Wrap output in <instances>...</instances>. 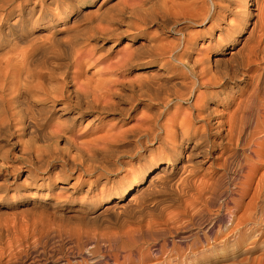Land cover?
<instances>
[{"label": "bare ground", "instance_id": "bare-ground-1", "mask_svg": "<svg viewBox=\"0 0 264 264\" xmlns=\"http://www.w3.org/2000/svg\"><path fill=\"white\" fill-rule=\"evenodd\" d=\"M69 1H71V0H69ZM141 1H143V0H134L132 3L128 2L129 4H131V6H129L128 3L124 4V5H127L128 8L130 7L129 11H131V13H134V10L136 8H138L137 6H139L138 4H140ZM161 1H162V5L159 3L161 5V12H158V11H154V12H158L159 14L161 13L162 15H161V17L159 16V19L161 18L168 25H171L172 23L177 22V20H179V19H182V21L187 20L189 23H194V24L199 22V21H202V23L207 21V23L209 22V24L206 25L207 27H206V31L204 32V34H202V35L198 34V37H196L197 35L194 34V32L193 33H191V32L187 33L188 32L187 31L185 33L184 30H182L183 28L180 29V27H181L180 26L179 29L177 28L178 31H176L177 33L180 34L179 37L176 36L179 40L178 43H176L172 46H170L169 44H167V46L166 45L162 46L161 48H159V51L156 49H155L156 51L155 50H153L151 52L146 51L148 53V54H146L147 57H150V60H148V63H156L157 62V64H158L157 68H156L157 70L161 69V68L165 69V68H168L169 66H172V65H174V67L175 66H179V67L185 66L188 69V74H189V75L183 74L182 68H181L182 74L181 75L179 74L180 75L179 79L176 80V82H174V83L172 82L173 84H172V86H170L171 90L169 92H166L165 95H164V92L162 90V92H163V93H161L162 97L161 98H160V96H158L159 98L157 97L158 102H156V101L155 102L159 106H156V110H154V111L149 109V106H151L150 105L151 103L146 102V101H141L139 103V102H137L138 100L137 101L135 100V102H130L128 104V106H125V110H123V109L121 110L120 108L122 106H120V107L118 106L119 105L118 104L119 99H121L122 97H124V99H125L126 98L125 96L128 93L131 96L130 92L133 94H135L136 92H138L139 94H142V93H146V91H149L151 89H152L151 91H153L154 84H155V82H153L154 73L153 74L147 73V75H145V74H140L141 73L140 72L139 74L136 73V75L133 74V76L131 78H129V77L126 78V76L124 77V74H123V72H125L126 70H130L134 66H137V65L140 66V65L144 64V63H138V62L142 61V58H140V57H142L141 54L145 53L144 49H145L146 45L148 46V45H151L153 43V41H154L153 38H149V39L147 38L148 40H147V43L145 42V44H143V42H140L138 44V46L135 45V47H132L128 50L127 49L126 50L123 49V51L121 50L122 53L120 56V60L117 62V65H116V67H117L116 69L120 70L121 75L119 74L120 77L117 76L118 77L117 79H116V77H114L115 80H113L111 82V84H104L106 86L103 87L104 90L102 93L100 92L99 89H96L98 87H94V88L91 87V88H93L91 90H89L87 87H85L84 89H81L80 86L78 85L81 83V80H79L80 83L76 82V78H78V77H77V74L75 73L76 71L74 72L75 69L73 68L74 69V70H72L73 73L69 74L64 68V66L66 64L65 61H64L65 64L64 63L60 64L61 62H59V64H58L57 61L54 63L55 59L54 60L51 59V60H53V61H51L48 58V62L46 63V65H43L42 67H37V66H39L38 62H37L38 61L37 54L39 53L38 48L41 47L42 44H41V46L40 45L37 46V41H35L36 36L32 35L33 32L27 30L28 25L25 23L26 17L33 16V10H35L34 7H32V6L30 7L29 5H27L25 0L23 2L18 1L16 3L15 7L12 6L11 0H6L2 4H0V17H1V15H3V33H0V48H3V53L0 52V142L3 141L2 142L3 145H1V147L2 146L7 147L6 145H10V146L19 145L20 146L22 136L28 135L30 137L36 138L35 136L37 134H40V133H41L40 135L43 136L41 138V140H43L44 142H47V143L49 141L57 142L58 140H61L62 143L66 146V153L63 152V155H62L63 160L66 162H69L70 166L72 168L78 167L79 171L76 174V178L73 182L70 183L68 181L66 185L58 184L57 186L60 188V190L66 189V190H69V192H73L77 188H80V189L84 188L83 187V185H84L85 186L84 190H85V192L88 193V191H92V188H94V187H92V185L94 184V186H96L97 185L96 182L99 181L98 179L103 178V181H101V183H100L101 184L100 190H102V195H100L99 201H102L104 199L105 200L108 199V197L110 195H116L117 199H119V198L121 199L125 195V193L130 192L131 194L129 195L128 200L123 205H122V203L119 204L118 203L119 201H116L117 200L116 199L113 202V204L105 205V207L99 213L104 214L107 212H115V211L119 210L122 214L134 213L136 215L138 213L139 214L138 217H141L140 214L143 215L145 209L147 211H149L148 214L150 215L151 209H153L152 207L157 206V205L153 204L152 196L154 195V193L161 191V189H164V188L170 189L172 196H174V198H175V199L173 198L174 201L176 200L179 203L182 202V205L184 204L183 206L185 207V210L188 209L187 208L188 206L195 207V205L197 204L196 200L198 198L202 197V194L204 192L209 193V196L211 195L210 196L211 198H209L207 200V203L211 204L213 199H214L213 196L220 192V191L217 192V190L219 189L220 185H222V184H220V180L218 178L216 180L210 181V182L207 180L204 181V179H203V182L199 181V179L201 177L198 180L195 179L194 178V176H196L195 172H197L195 170H197L198 166H200L202 163H205L206 161H208L209 158H211V160H212L209 162V164H213L214 160H216L219 157L218 153L215 155L213 154L214 148H212V144H215L217 147L221 148L223 146L224 142L228 143V142H232L235 140H236V142H239L242 139L241 141H243V143L246 142L247 147H248L249 152L247 155V159L242 165H240L239 172L237 173L238 183H237V185H235V189H233L232 192L230 193V195H228V197L225 198V207L230 208L232 210L231 216L233 217L232 219L234 221L233 228L229 231V232H231V234L230 235L228 233L226 234V231L222 230L220 225L219 226L217 225L218 227H217V231H215L216 233H214V235L212 237L208 236V239L204 238L207 243H208L210 238L212 239V242H211L212 244H209L211 246H208V247L204 246V247H206V249L205 248L204 249L210 251L212 248H215L218 246L221 250H226L227 248L231 247L232 249H236L238 251L241 250L242 252H248V251H251V249H253V248L264 247V239L262 241L258 242L261 234L263 233L262 230L259 229L260 231H256L255 233L253 231L251 233L252 236H249V232H248L250 229L249 225H251L252 223H254V224L255 223H261V222L264 223V209H263L264 204H262L261 203L262 201H260L261 198H264V174L261 175L256 180V182L253 186L256 168L264 165V155H263L264 141H262L261 140L262 138L260 139L259 135H258V134L264 132V63H263V67H260L259 71L257 69H254L255 66L257 68V66L259 65L260 60L262 62H264V55L262 57L263 60H262L261 56L259 55L260 50H262L264 52V44L261 47L262 42L264 41V34H261L260 36H257V37L254 35V29L257 26L256 21H254L249 33L247 34L245 39L242 40L243 42H242L241 46L238 47L236 50L231 51L230 55H231L233 60L231 62L228 61L231 64H224L223 65L224 61L222 62V60H220L219 58L211 59V57L209 56V53L207 54V51L209 50L210 47L219 48L222 51L224 49L225 44H226V46L231 45V43L233 45L234 38L232 37L231 34L237 31L238 25L233 23V21H231V20L233 18H236V19H238L237 20L238 22L242 23V24H240L237 22L239 25L245 26L247 24V22H248L247 18L251 14V10L248 9V0H238V2H237L238 5L233 6V7L232 6L230 7V1H232V0H209L210 3L205 2V0H161ZM61 2H62V0H61ZM126 2L127 1H125V3ZM154 3H155V1H154ZM235 3H236V1H235ZM66 4H67V2H66ZM141 5H142V2H141ZM158 5H156V6L158 7ZM119 7L121 8V6H119ZM119 7H118V9H120ZM242 7H245L246 9L244 8L245 10H242L241 9ZM259 7H258V9H259ZM57 8H60L61 9L60 12L62 14H64L66 17H68V15L70 14V7H68V6L61 7L58 4ZM53 10H55V9H53ZM122 10H124V9H122ZM55 11H54V14H56ZM149 12H151V11H149ZM226 12H230L229 14L232 15V18L227 19V17H226L225 20H227V21L225 23L224 14ZM113 14L114 13H112V15H108V16H112V17L114 16L115 17L116 15H113ZM153 16H158V15H153ZM52 17H47V15L39 14L37 16V18L35 19L34 23L39 22V24L49 25L48 24L49 20L50 21L55 20V19H52ZM116 17L114 18V20H115V22H118L117 19H119V18H116ZM126 17H128V16H126ZM136 17H138V16H136ZM146 17L145 18L143 17V19H142L144 21V23H145V21H147V20H144V19H146ZM140 19H141V17H140ZM31 20H32L31 18L27 20V22H29V25H30ZM121 21H119V22H121ZM163 21H162V23H163ZM1 22H2V20L0 18V23ZM106 22H109V21L107 20ZM125 22H127V21H125ZM55 23H56V21H55ZM220 23H222V24L224 23V25H226L225 26L226 28H224L225 30L223 29V25H221ZM50 24H52V23L50 22ZM145 24H147V23H145ZM126 25L128 27H130L129 23ZM145 26L146 25H143V27H142V25H140V26L136 25V26L132 27V31L129 33L127 32L128 34L126 33L125 38L129 39L130 41H133L137 37V35L144 32ZM76 28H74V29H76ZM113 28H115L114 30H118L114 26H113ZM123 28H125V27H123ZM110 29H112V28H110ZM120 29H122V28H120ZM215 30L217 31L216 33H215ZM223 30L226 33H229V34L231 33L228 36L227 40H225V41H223L222 38L219 37L221 34V31H223ZM238 30H240V29H238ZM104 31H105V29H104ZM106 32H110V31L106 30L104 32V34ZM100 33H101V31H100ZM47 36H49V35H47ZM205 36H207V37L205 38ZM53 38H55V37L53 36L52 39ZM87 38H89V36ZM198 38L203 39L201 41V43L197 42ZM74 41L77 42L76 40H74ZM163 41H165V40H163ZM49 42L51 43V41H49ZM23 43L25 44V46L21 45ZM202 44H206L205 49H203L202 47H201V49H198V46L199 45L202 46ZM53 46H56V45L53 44ZM5 48H6V50H5ZM90 48H91V46H90ZM150 49H151V47H150ZM81 50H83V49H81ZM75 52L78 55H80L79 51L78 52L75 51ZM263 52H262V54H263ZM46 54H48V53H46ZM77 54H76V56H77V58H79ZM61 57H62V55H61ZM82 57L80 56V58H82ZM118 58H119V56H118ZM143 59H145V58H143ZM40 60H41V58H40ZM43 60H41V61H43ZM56 60H58V59H56ZM188 60H190V62H191L190 66H187ZM41 61L39 63H42ZM44 61H46V60H44ZM49 61H51V62H49ZM77 61L79 62V59ZM80 61H82V59H80ZM89 62H91V61H89ZM110 63H111V61H110ZM221 64L223 66H221ZM105 66H107V64H105ZM112 66H113V63H112ZM169 69H171V68H169ZM161 73H163V72H161ZM57 74L58 75L61 74L62 78H61V76H59V78H61V79H58ZM156 74H157V72H156ZM156 74H155V78H157L156 76L158 75V74L157 75ZM171 74H173V73H171ZM240 75H242L243 78L246 79L245 82L253 81L255 79L254 80L255 84L253 85L252 89L247 91L246 95L244 94L243 97L238 98L239 100H237L235 102L236 109L233 111L232 115L230 114L231 116H230V119L228 121V125L226 124L227 127L225 129V127L222 125L223 121H221V119H219L220 121L219 120L215 121V119L212 118V116H213L212 113H215L217 110L216 109H215L216 111L212 110L213 107H211V105H214L215 102H221L226 107H228L229 102L233 101V103H234V97H237L235 95V92L239 91L240 84L237 82H236V84L235 83L232 84L230 79L237 78V77L240 78ZM121 76H123V78ZM84 77H85V74H84ZM79 79H81V78H79ZM61 80H64V82L66 84H69L66 89L56 85V83L61 81ZM101 84H102V82H101ZM68 87H70V88H68ZM88 87H89V85H88ZM158 87H160V86H158ZM212 87H216V88L212 89ZM94 89H96L99 92V95L96 94L98 92H96V93L94 92L95 91ZM200 89H202L203 91H200ZM155 90L156 89H154V93H156ZM168 90H169V88H168ZM91 91H93V93H90ZM125 92H127V93H125ZM242 93H241V95H242ZM123 95H125V96H123ZM156 95L157 94H155V98H156ZM192 95H194V99H193L192 103L191 102L189 103L191 105H187V111L186 110L183 111L181 109V103L183 101L187 102L188 99ZM129 98L133 101L134 97H129ZM69 99H70V101L73 100V102L76 106V110L71 111V112H70V110L72 108H71V104L68 102ZM210 99H214L213 103L208 102ZM128 102H129V100H128ZM43 103L45 105L44 108L50 109L49 111L54 110V114L57 116L58 119L60 116L62 118H63V116H65L64 117L65 119L62 122H56V124H54V126L52 125L53 127L51 126V128L49 130L47 129L46 132H43L44 130L42 131V129H40L39 126L44 125L46 123L48 117H46L45 115L41 116V114H40V116H41L40 119L38 118L39 117L38 115L36 118L35 117L36 115L34 113L35 111H33L35 109L36 105L43 104ZM137 103H139L142 107H145L146 111L142 112V111H144L145 108L142 111H140V109H139L140 114L137 116L135 114L133 115L134 116L133 117L134 122L132 121V123L134 124L133 126L129 125L131 127H127V128L123 127L124 129L119 127L120 129L117 128L114 131H110L112 133L107 132L105 130V129H107V127H105V129H103L104 131H106V132H104L105 136L101 137L99 135L100 137L94 138L96 141L95 142L96 144L95 143L94 144L93 143L92 144L87 143V141L88 142L90 141L89 138H88L89 140H86V143L82 142L85 140L84 138H83L84 140L78 141V139H80L85 134H83V133L81 134V133L77 132V130H76L78 127L77 125L81 123L82 119L85 116L87 117V116L91 115L92 117L90 118V120L92 122L99 117L98 114H100V113L109 114V113L116 112L117 110L121 111L122 114L129 116L130 111L132 109L133 110L135 109ZM141 106H140V108H141ZM41 107L42 106H40V108ZM169 107H172L173 111H171V112L167 111V109H169ZM40 108H38V109H40ZM44 108H43V110L45 111ZM41 110L42 109H40L39 112L42 113L43 110L42 111ZM212 111H215V112H212ZM49 113H52V112H49ZM164 114L165 115L168 114V115L166 117L163 116L165 118L164 121L162 120L163 122L162 121L159 122L160 116L164 115ZM49 116H51V115H49ZM228 117H229V115H228ZM57 118H56V120H57ZM116 119H115V121H116ZM85 121H86V119H85ZM115 121H113V125H114ZM199 122L200 123L202 122L205 125H203L201 123V126H199L197 124ZM110 124L111 123H109V125ZM85 125H86V123H85ZM114 126H116V125H114ZM114 126L112 128H114ZM117 126H119V125H117ZM85 130H86V128H85ZM211 131H215L216 133H220V139H218V141H214L212 139H209L210 138L209 134ZM160 132H163L162 136L159 135ZM93 134H96V133L93 132ZM234 135L236 136L235 139H233ZM28 136H27V138H28ZM39 137H41V136H39ZM90 138H92V136H90ZM25 140H24V143H25ZM125 140L130 141V142L131 141L136 142L138 147H140V149H142V150L140 151V154H138L137 157H135L133 154L134 161H131L130 164L132 166L130 168V171L127 172L128 174H127V176H125V178H122V182L120 181L118 186L115 188L103 191L104 186L107 183H109V182L114 183L116 181V179H114V177H109L111 175L107 176L104 174L103 175L97 174V173H99V171H98L96 173L97 175L95 177L93 176L94 179L91 178L92 180H89V182L87 184H84L85 181L83 179V175L85 173L91 172L94 169V166H86L85 164H84L85 166H83L81 163H78L76 161L75 157L72 156V154L70 152H73V153L75 152V153L79 154L80 156H82L88 160V159H92L93 156L97 157L96 155L99 152H104V153L108 152L107 150H110V149H108V148H110L109 145H111L112 143L114 144V142H116V141L122 142ZM41 142H40V144L43 143V142L42 143ZM27 143H29V142H27ZM37 143L38 142H36V144ZM49 143H51V142H49ZM116 143H118V142H116ZM23 144L21 146H23ZM88 144H90V145H88ZM128 145H130V144H128ZM27 146H29V144ZM120 146H122V145H120ZM34 147H35V145H34ZM57 149H59L58 146H57ZM127 149H129V148H127ZM130 149H132V147H130ZM8 150H10V149H8ZM52 150H55V147ZM121 150H123V148ZM123 151L125 152L126 150L124 149ZM130 151H133V149L129 150V152ZM115 152H117V151H115ZM20 153H21V155L20 154L19 155L21 156V158H25L28 161H32V159H35L37 162H39V164L37 165V166H39L40 161L46 152L45 153L40 152V148L37 147V148H35L34 151H32L31 149H22L20 151ZM108 153H110V152H108ZM112 153H113V151H112ZM61 154H62V152H61ZM115 155H116V153H115ZM193 155H195L196 157L192 158ZM6 156H7V153H6ZM98 157H100V156H98ZM14 158H15V156H14ZM43 159H45V158H43ZM79 159L81 161L82 158L79 157ZM101 160H103V159H101ZM225 160H226V158H225ZM225 160H224V162H226ZM64 161H63V164L60 163V165L61 164L62 165L60 168L58 167L59 169L57 171H54L55 170L54 169L55 167H54L52 170H50V173L48 171H46L47 172L46 175L44 173L40 174V175L35 174L34 178L37 175L39 178L46 180L47 184L51 187V185L54 184L53 179L57 178V177H61L64 174L65 170L63 171V169L66 167ZM50 163H51V161H50ZM105 163H107V162L105 161ZM105 163H103V165ZM87 164H88V162H87ZM112 164H114V163H112ZM127 164H129V163H127ZM106 166L109 167V165H106ZM10 168H11L12 172L16 171V169L14 167L10 166ZM97 168H98V166H97ZM69 169L71 170V168H69ZM110 170H108V171H110ZM114 170H116L115 167H114ZM173 170L176 173L175 179L173 177V179L167 180V179L161 177V176L165 177L164 176L165 174L168 175L169 173H172ZM11 171H9V173ZM34 171H35V169H34ZM42 171H44V170L42 169ZM112 172H114V171L112 170ZM151 172H154V173H152V175H148V176H150V178L147 181V179H146L147 175L146 174L151 173ZM202 173H204V172H202ZM66 176H68V175H66ZM30 177H31V170H28V171H26V175L24 178L26 180L27 179L30 180L29 179ZM196 178H198V177H196ZM26 180H25V182H26ZM32 180H33V178H32ZM64 180H67V179L64 178ZM145 180L147 181V183L145 185H143ZM25 182H24V184H25ZM26 183H28V182H26ZM16 188L17 187L14 186L13 189H16ZM3 190H5V189H3ZM224 193H222V194H224ZM160 196H161V194H160ZM247 196H249V198H248L249 200L244 202V204H243L242 199L247 197ZM156 199L158 200V198H156ZM156 199H155V202H156ZM188 199H190V201ZM159 200H160V198H159ZM170 201H172V200H170ZM161 202H162V200H161ZM159 203H160V201H159ZM159 203H156V204H159ZM161 205H163V204L161 203ZM229 205H231V206H229ZM205 207H209V205H205ZM241 207H243L244 211L242 214L237 215L239 213ZM148 208H149V210H148ZM157 208H159V207L157 206L153 210L155 211V209H157ZM161 209H163V208H161ZM193 209L190 208V210H193ZM147 211H146V213H147ZM159 211H157V213ZM161 212L163 213V210ZM116 213H118V212H116ZM154 213H156V212H154ZM171 214L173 215V213H171ZM178 214L176 212V215H178ZM197 214H198V212H197ZM110 215L112 216L113 214H110ZM144 215H145L144 216V220H145L147 214H144ZM149 215H147V218L149 217ZM168 215H170V214H168ZM98 216H101V215H98ZM115 216H113V218ZM173 216H175V214ZM173 216L172 217L168 216L169 218L168 217H166V218H168L170 221V218H173ZM198 216H200V215H198ZM136 217H137V215H136ZM151 217H153V216H150L146 222L147 225H150V226H151V224L157 223L155 221L156 219H154L155 217H153V219ZM156 217H157V215H156ZM161 217H162V215H161ZM175 217H177V216H175ZM101 218L103 219L102 216H101ZM169 221H167V219H166V222H169ZM171 222H172V220H171ZM213 225L214 224H212L210 226V228H212ZM171 227H170V229H171ZM207 227H208V225H207ZM138 228H136V229H138ZM150 228L143 230L144 233L145 232H146V234L147 233H150V234L153 233L152 232L153 230ZM138 230L140 231V229H138ZM138 230H137V232H138ZM143 231L141 234L139 233V235H142ZM135 237H138V236H135ZM123 238H124V236H123ZM132 238H134V237H132ZM138 238H140V237H138ZM197 238H198V236H197ZM250 238H254V239L253 240L251 239V241L248 244L249 246H247L245 248L242 247V245L245 244L246 240H248ZM193 239H194V237H193ZM117 240H119V239H117ZM126 240H124V241L120 240L119 244L115 247V250H116V252H115V260H116L115 264H126L127 262L132 260V258H137L139 263L146 264L144 262L148 261V259H149L146 255H144V254H146V252L144 254H141L140 253L141 249L140 248L138 249V245L135 243V241H130V240L126 241ZM193 241L195 242V239ZM194 242H190L191 244L187 245V247H184V248L182 247V245L176 246V248L173 247V249L170 251L175 253L176 256L166 260L165 262H164V260H162L163 262H161V260L159 259V261L156 260V261L149 263V264H201L202 260H199V258L197 256H198V254L204 253V249L202 247V250H198L197 249L198 247L195 246L196 242L195 243ZM197 242H199V241H197ZM202 244H200V245H202ZM165 246H166V244H165ZM95 247L99 248V245L95 244L94 248ZM142 248H144V247H142ZM149 248L150 247H148V249ZM161 249H162V246L160 245L159 247L154 246L149 251L151 252V254H153V256L156 259V256H157L156 252L157 251L160 252ZM163 249H166V248L164 247ZM185 249L188 250V252L191 256L184 253ZM92 251H93V249H92ZM167 251H169V250H167ZM158 254H161V253H158ZM192 256H194V258L196 256V258L193 259ZM238 263H234V264H238ZM129 264H130V262H129Z\"/></svg>", "mask_w": 264, "mask_h": 264}, {"label": "rangeland", "instance_id": "rangeland-1", "mask_svg": "<svg viewBox=\"0 0 264 264\" xmlns=\"http://www.w3.org/2000/svg\"><path fill=\"white\" fill-rule=\"evenodd\" d=\"M4 1H6V0H0V4H2ZM11 1H12V6L15 7V5L18 1L23 2L24 0H11ZM25 1H26L27 5H29L30 7L32 6L35 9V10H33V16H29V17L25 18L26 19L25 23L28 25L27 30L33 32L32 35L36 36L35 41H37V46H39V45L41 46V44H42V46L38 48L39 53L37 54V56H38L37 62H38L39 66H37V67H42L43 65H46V63L48 62V58L50 60L55 59L54 63L57 61L58 64H59V62H61L60 64H63V63L65 64V62H66L67 65L66 64H65V66L63 65L65 70L69 74H71V73H73L72 70L75 69L74 72L76 71L75 73L77 74V77H78V78H76V82L78 83L79 80H81V83L79 82L81 85L78 84L81 89H84L85 87H87L89 90H91L94 87H98L96 89H99L100 92L102 93L104 90L103 87L106 86L104 84H111V82L113 80H115L114 77H116V79L118 77H120L119 76L120 70L116 69L117 68L116 65H117V62L120 60V56H121L123 49L128 50L132 47H135V45L138 46V44L140 42H143V44H145V42L147 43V40L149 38H153V40H154L153 43L151 45H148V46L146 45V47L144 49L145 53L141 54L142 57H140V58H142V61L138 62V63H144V64L140 65V66L139 65L134 66L130 70H126L125 72H123V74H124V77L126 76V78L127 77L131 78L133 76V74L136 75V73L139 74L140 72H141L140 74H145V75H147V73L148 74L154 73L153 82H155L154 89H156L155 90L156 93H154V89H153V91H151L152 90L151 89L149 91H146V93H142V94H139L138 92L133 94L130 92L131 96L129 95V93L126 94V96L123 95L126 98L128 97L127 99L129 100V102L126 98L124 99V97H122L123 99L122 98L119 99L120 102L118 101V104H119L118 106L119 107L122 106L120 108L121 110L122 109L125 110V106H128V104L130 102H135V100L136 101L138 100L137 102H139V103L141 101L149 102V103H151L150 104L151 106H149V109H151L152 111L156 110V106H159L158 104H156V102H158L157 97L160 96V98H161L162 97L161 93L164 92V95H165L166 92H169L171 90L170 86H172V84L174 82H176V80L179 79V76L182 73L186 74V75H189V74H188V69L185 66H181V67L175 66L174 67V65H172V66H169L168 68H165V69L161 68V69L157 70L156 69L157 65H158L157 62L156 63H148V60H150V57H147V55H146V54H148L147 52H151L155 49L159 51V48H161L162 46H165V45L167 46V44L172 46V45L178 43L179 40L177 37H179L180 34L177 33L176 31H178L180 26H181L180 29L183 28L182 30H184L185 33L187 31H188L187 33H189V32L193 33L194 32V34L197 35L196 37H198V34L199 35L204 34V32L206 31V27H207L206 25L209 24V22L207 23V21H205L203 23H202V21H199V22L194 24V23H189L187 20L182 21V19H179V20H177V22L172 23L171 25H168L161 18L159 19V16L161 17V15H162L161 13L160 14L158 13V12H161V5H162L161 0H152L153 2L151 0H143V1H141L142 5L140 2V4H138L139 6H137L138 8H136L134 10V13H131V11H129L130 7L128 8L127 5H124V4H127L128 2L132 3L134 0H131V1L130 0H124V1L123 0H85V1L84 0H71V1L62 0V2H61V0H25ZM125 1H127V2L125 3ZM154 1L156 4L154 3ZM235 1H236V3H235ZM66 2L68 5L66 4ZM205 2L210 3L209 0H205ZM237 2H238V0L230 1V7L238 5ZM58 4L61 7H63V6L70 7V14L68 15V17H66L64 14H62L60 12L61 9L57 8ZM156 5H158L159 8ZM119 6H121V8ZM129 6H131V4H129ZM118 7L120 9H118ZM258 7H259V9H258ZM244 8L245 7H242L241 9L245 10L246 8L245 9ZM53 9H55L56 11ZM122 9H124V10H122ZM248 9L251 10V14L248 16V18H247L248 22L245 26L239 25L238 23H240V24H242V23L238 22L237 21L238 19H236V18H233L231 20V21H233V23L237 24L238 29H240V30L237 29L238 32L236 31L232 34L230 33L232 35V37L234 38L233 45H232V43L229 46H226V44H225L224 49L222 51L219 48L210 47L209 50L207 51V54L209 53V56L211 57V59L219 58L220 60H222V62L224 61L223 65L224 64H231V63H229L233 60L231 55H230L231 51L236 50L238 47L241 46V44L243 42L242 40H244L245 37L247 36V34L249 33L254 21H256V23H257V26L254 29V35L257 37V36H260L261 34H264V0H248ZM54 11L56 12V14H54ZM149 11H151V12H149ZM154 11H158V12H154ZM112 13H114L113 15H116V16L118 15L117 17L115 16L116 18H119V19H117L118 22H115L114 16L113 17L108 16V15H112ZM229 13L230 12H226L224 14V16H225L224 20L226 19V17H227V19L232 18V15H230ZM39 14L47 15V17L53 16L52 19H55V20L54 21L49 20V22H48L49 25L39 24V22L34 23L35 19L37 18V16ZM153 15H158V16H153ZM126 16H128V17H126ZM136 16H138V17H136ZM140 17H141V19H140ZM143 17L144 18L146 17V19H144V20L148 21V22L145 21V23H147V24H145L144 21L142 20ZM0 18L2 20V22L0 23V33H3V15H1ZM30 18L32 20L30 21V25H29V22H27V20ZM107 20L109 22H106ZM55 21H56V23H55ZM119 21H121V22H119ZM125 21H127V22H125ZM162 21H163V23H162ZM226 21L227 20H225V23H226ZM50 22L52 24H50ZM128 23H129L130 27H128L126 25ZM220 24L223 25V29L226 28L225 27L226 25H224V23L223 24L220 23ZM136 25L137 26L142 25V27H143V25H146V26L144 27L143 33L137 35V37L133 41H130L129 39L125 38L126 33L131 32L132 27H134ZM113 26L116 27L118 30H114L115 28H113ZM109 27L112 29H110ZM123 27H125V28H123ZM74 28H76V29H74ZM120 28H122V29H120ZM104 29H105V31L107 30V31H110V32L112 31V32L111 33L106 32L104 34V32H105ZM224 30L221 31V34L219 36L220 38H222L223 41L227 40L228 36L230 35L229 33H226ZM100 31H101V33H100ZM216 32L217 31L215 30V33ZM47 35H49V36H47ZM51 36L52 37L54 36L55 38L52 39ZM88 36H89V38H87ZM206 37L207 36H205V38ZM202 38H198L197 42L201 43V41L203 40ZM74 40H76L77 42H75ZM163 40H165V41H163ZM49 41H51V43ZM52 43L56 46H53ZM23 44H21V45L25 46V44L24 45ZM263 44H264V41L262 42L261 47L263 46ZM90 46H91V48H90ZM199 46H198V49H201V47L203 49H205L206 44H202V46H200V47ZM150 47H151V49H150ZM0 49L2 50V51L0 50V52L3 53V48H0ZM81 49H83V50H81ZM5 50H6V48H5ZM74 50L77 52L79 51L80 55H78ZM262 52L263 51L260 50L261 54L259 53V55L261 56V58L264 55V52H263V54H262ZM46 53H48V54H46ZM60 54L62 55V57ZM76 54L78 55L79 58H77ZM80 56L81 57L85 56V57L80 58ZM118 56H119V58H118ZM40 58H41V60H43L45 58L44 60H46V61L43 60L44 61L43 62L40 60ZM143 58H145V59H143ZM56 59H58V60H56ZM78 59H79V62L77 61ZM80 59H82V61H80ZM53 60H51V61H53ZM262 60H263V58H262ZM40 61L42 63H39ZM51 61H49V62H51ZM89 61H91V62H89ZM110 61H111V63H110ZM112 63H113V66H112ZM190 63H191L190 60H188L187 66H190ZM263 63L264 62H262L260 60L259 65L257 66V68L255 66L254 69H257L259 71L260 67H263ZM105 64H107V66H105ZM223 65L221 64V66H223ZM169 68H171V69H169ZM181 68H182V73H181ZM160 71L163 73H161ZM156 72L158 75L156 74ZM171 73H173V74H171ZM84 74H85V77H84ZM155 74L157 75L156 76L157 78H155ZM57 76H58V79L62 78L61 74H59V75L57 74ZM59 76H61V78H59ZM121 77L123 78V76H121ZM79 78H81V79H79ZM254 80L249 81V82L248 81L245 82L246 79L243 78L242 75H240V78L237 77V78L230 79L232 84L233 83L236 84V82L240 84L239 91L235 92V95L237 97H234V103H233V101L229 102L228 107H226L221 102H215L214 105H211V107H213L212 110H215V109L217 110V111L215 110L216 112L212 111V112H215V113H212V115H213L212 118L215 119V121H218L219 119H221V121H223L222 125L225 127V129L228 125V121L230 119V116L232 115L233 111L236 109L235 102L237 100H239L238 98L243 97L244 94L246 95L248 90L252 89L253 85L255 84ZM101 82H102V84H101ZM65 84L66 83L64 82V80H61V81L56 83L57 86H60L64 89H66L69 84H66V85ZM164 84L165 85L167 84L168 86L167 85L165 86ZM88 85H89V87H88ZM158 86H160V87H158ZM91 87H93V88H91ZM68 88H70V87H68ZM168 88H169V90H168ZM214 88H216V87H212V89H214ZM96 89H94L95 91L93 90L95 93L98 92ZM162 90H163V92H162ZM93 91H91L90 93H93ZM200 91H203V90L200 89ZM127 92H125V93H127ZM241 93H242V95H241ZM96 94L99 95V92ZM155 94H157L156 98H155ZM129 97H134L133 101ZM193 99H194V95H192L188 99L187 102L183 101L181 103V109L183 111H185V110L187 111V105H191L189 103L190 102L192 103ZM213 100L214 99H210L208 102L213 103ZM68 102L71 104V108H72L70 110V112L76 110V106H75L73 100L70 101V99H69ZM139 103H137V105L134 109L135 111L133 109L130 111L129 116L122 114L121 111H118V110H117L118 112L116 111L113 113H109L110 115L107 113H100V114H98L99 117L97 119H95L93 122L90 120V118L92 117L91 115L87 116V117L85 116L82 119L81 123L77 125L78 127L76 126L77 127L76 130L78 133L85 134L80 139H78V141H82L85 139L82 142L86 143V140L90 139L91 142L87 141V143H90V144L93 143L94 144L96 142L94 138H97L100 136L101 137L105 136L104 132H106V131L109 133H112L110 131H114L117 128L120 129L119 127L124 129L125 127L127 128V127L133 126L134 125L132 123V121L134 122V120H133L134 116L133 115L134 114L136 116L139 115L140 114L139 109H140V111H142L145 108V107H142ZM39 105L42 107L40 108ZM44 106H45L44 103L38 104V105H36V107L33 111H35L34 113L36 115L35 116L36 118H37V115L39 116L38 117L39 119L42 115L43 116L45 115L46 117H48V119L44 125H42V126L38 125L39 128L42 129V131L44 130L43 132H46L47 129L49 130L52 125L54 126V124H56V122H62L65 119L64 118L65 116H63V118L60 116L58 119L57 116L54 114V110L49 111L50 109H46V108H44ZM140 106H141V108H140ZM38 108H40L42 110L44 108L45 111L41 110L42 111V113H41V112H39L40 109H38ZM145 111H146V108L142 112H145ZM167 111L171 112V111H173V108L169 107V109H167ZM49 112H52V113H49ZM40 114H41V116H40ZM49 115H51V116H49ZM167 115L168 114L161 115L159 122H161L162 120L164 121L165 120L164 117H166ZM228 115H229V117H228ZM56 118H57V120H56ZM85 119L87 122L85 121ZM115 119H116V121H115ZM113 121H115L114 125H116V126L113 125ZM85 123H86V125H85ZM109 123H111L112 125L111 124L109 125ZM201 123L199 122L197 124L199 126H201ZM202 124L205 125L204 123H202ZM117 125H119V126H117ZM129 125H131V126H129ZM113 126H114V128H112ZM105 127H107V129H105ZM85 128H86V130H85ZM103 129H105L106 131H104ZM93 132L96 134H93ZM40 134H37L35 136L36 138L30 137L28 135L22 136L21 137V145L24 143V140L26 139L23 146H21V145L20 146L19 145H12V146L6 145L7 147H5V146L1 147V145H3V143H2L3 141L0 142V149L1 150L3 149L2 151L0 150V158H1L0 159V264H115V261H116L115 260V252H116L115 247L119 244L120 240L124 241L126 239H127L126 241H129V240L135 241V243L138 245V249L139 248L141 249L140 250L141 254H144L146 252V254H144V255H146L149 259H148V261H145L144 263L149 264V263H152L156 260L159 261V259L161 260V262H163L162 260H164V262H165L166 260L176 256L175 253L170 251L173 249V247L176 248V246H180V245H182L183 248L187 247V245L191 244L190 242H194L193 241L194 239L196 242L195 246L198 247V248L196 247L198 250H202V247H203V249L204 248L206 249V247L211 246L209 244H212L211 243L212 239L210 238L208 243L205 241V239L206 238L208 239V236L212 237L214 235V233H216L215 231H217V227L219 225L221 226L222 230L226 231V234L227 233L229 235L231 234V232H229V231L233 228L234 221L232 219L233 217L231 216L232 210L230 208L225 207V198H227L228 195H230V193L232 192V190L235 189V185H237V183H238L237 173L239 172L240 165H242L247 159V155H248L249 151H248V147H247L246 142L243 143V141H241L242 139L239 142H236V140L232 141V142H228V143L224 142L223 146H222L223 148L217 147L215 144H212V148H214L213 154L215 155L218 153L219 157L216 160H214L213 164H209V162L212 161L211 158H209L208 161H206L205 163H202L200 166H198L197 170H195V171H197V172H195V175H196V176H194L195 179L198 180L201 177L199 179V181L203 182V179H204V181L207 180L210 182V181H214L218 178L220 180V184H222V185H220L219 189L217 190V192H219V191L220 192L213 196L214 199H213L211 204L207 203V200L209 198H211L210 197L211 195L209 196V193L204 192L202 194V197H200L196 200L197 204L195 205V207L188 206L187 207L188 209L185 210V207L183 206L184 204L182 205V202H180L181 203L180 204L178 201H176V200L174 201L175 198H174V196H172L170 189L164 188V189H161V191H158L159 193L156 192L152 196L153 204L157 205L159 208L155 209V211L153 209L156 208L157 206L152 207L153 209L150 208L151 209L150 215L148 214L149 211H147L146 209H145L143 215L140 214L141 217H138L139 214L137 213L136 215L139 218L138 219L134 213L122 214L119 210L115 211V212L104 213L105 215L99 213L105 207V205H111L117 199L116 195H110L108 197V199H106V200L104 199L102 201H99V197H100V195H102V190H100V187H101L100 183H101V181H103V178L98 179L99 181L96 182L97 185L94 186V184H93L92 187H94V188H92V191H88V193L85 192V190H84L85 186L84 185H83L84 188H81V189L77 188L73 192H69V190H66V189L60 190V188L57 185L58 184L66 185L68 181L70 183L73 182L76 178V174L78 173L79 168L78 167L72 168L70 166L69 162H66L63 160L62 155H63V152L66 153V146L62 143L61 140H58L57 142L49 141L51 143H49V142L47 143V142H44L43 140H41V138L43 136ZM159 135L162 136L163 132H160ZM258 135H259V138L260 139L262 138L261 140L264 141V132H262ZM27 136H28V138H27ZM39 136H41V137H39ZM90 136H92V138H90ZM209 137H210L209 139H212L214 141H218V139H220V133H216L215 131H211L209 134ZM235 137L236 136L234 135L233 139H235ZM27 142H29V143H27ZM36 142H38V143L36 144ZM40 142L42 144H40ZM116 142H118V143H116ZM116 142H114V144L112 143L111 145H109L110 148H108V149H110V150H107V151L110 153L99 152L96 155L97 157L93 156L92 159H88V160L86 158L80 156L79 154L75 153V152H74L75 154L73 152H70L72 154V156L75 157L76 161L78 163H81L83 166H85V165L86 166H94V169H95V170L93 169L94 171L92 170L91 172L85 173L83 175V179L85 181L84 184H87L89 182V180L94 179V177L97 174H101V175L104 174L107 176L111 175L109 177H114V179H116V181L114 183H111V182L107 183L104 186L103 191H105V190H109V189L117 187L118 184L120 183V181L122 182V178H125V176H127V174H128L127 172L130 171V168L132 166L130 163H131V161H134L133 154L135 157H137L138 154H140V151L142 149H140V147H138L137 143L134 141L130 142V141L125 140L122 142L121 141L120 142L116 141ZM28 144H29V146H27ZM90 144H88V145H90ZM128 144H130V145H128ZM34 145H35V147H34ZM120 145H122V146H120ZM57 146L59 149H57ZM37 147L40 148V152H42V153L46 152L43 156V158H45V159H43V158L41 159L39 166H37L39 164V162H37L35 159H32V161H28L25 158H21L20 151L22 149H31L32 151H34L35 148H37ZM54 147H55V150H52ZM126 147L129 149H127ZM130 147H132L133 151L129 152V150H132V149H130ZM122 148H123V150L125 149L126 151L124 152L123 150H121ZM8 149H10V150H8ZM60 151L62 152V154ZM112 151H113V153H112ZM115 151H117L118 153ZM114 152L116 153V155ZM6 153H7V156H6ZM263 155H264V148H263ZM14 156H15V158H14ZM98 156H100V157H98ZM79 157L82 158L81 161H80ZM193 157H196V156L193 155L192 158ZM100 158L103 159L104 161L101 160ZM225 158H226V160H225ZM49 160L51 161V163ZM224 160L226 162H224ZM63 161L65 162V166H66L63 169V171L65 170V172L61 177H57V178L53 179L54 180L53 182L55 185L52 184L50 187L47 184L46 180H43L37 176L38 174L40 175L43 173L46 175V173H47L46 171H48L50 173V170H52L54 167H55L54 171H57L61 167V165L63 164ZM86 161L88 162V164ZM105 161L107 163L108 162L109 163L107 164V163H105ZM60 163H62V164L60 165ZM103 163H105V164L103 165ZM112 163H114V164H112ZM127 163H129V164H127ZM100 165L101 166L103 165L102 166L103 168ZM106 165H109L110 168ZM10 166L14 167L16 169V171L12 172ZM97 166H98V168H97ZM68 167L71 168V170ZM114 167L116 170H114ZM34 169H35V171H34ZM42 169L44 171H42ZM28 170H31V177L29 178L30 180L27 179L28 180L27 181L24 177L26 175V171H28ZM108 170H110V171H108ZM112 170L114 172H112ZM9 171H11L12 173L11 172L9 173ZM98 171H99V173H97ZM202 172H204V173H202ZM152 173H154V172L146 174L147 175V178H146L147 181L150 178V176H148V175H152ZM35 174H37V175L34 178ZM175 174L176 173L173 170L172 173H169L168 175L165 174L164 175L165 177H163V176H161V177L165 178L167 180L173 179V177L175 179L176 178ZM263 174H264V165L256 168L253 186H254L256 180ZM66 175H68V176H66ZM196 177H198V178H196ZM32 178H33V180H32ZM64 178L67 180H64ZM25 180L28 183H26ZM147 181L145 180L143 185H145L147 183ZM24 182H25V184H24ZM14 186H16L17 188L13 189ZM3 189H5V190H3ZM222 193H224V194H222ZM130 194H131L130 192H127V193H125V195L121 199L119 198L116 201H119L118 203L119 204L122 203V205H123L128 200ZM160 194H161V196H160ZM156 198H158V200ZM159 198H160V200H159ZM248 198H249V196L243 198L242 203L244 204V202L248 201L249 200ZM155 199H156V202H155ZM161 200H162V202H161ZM170 200H172V201H170ZM188 200L190 201V199H188ZM159 201H160V203H159ZM260 201H262L261 203L264 204V198H261ZM156 203H159L160 205L156 204ZM161 203L163 205H161ZM205 205H209V207H205ZM229 206H231V205H229ZM161 208H163V209H161ZM190 208H192V209L194 208V209L190 210ZM263 209H264V207H263ZM148 210H149V208H148ZM162 210H163V213L161 212ZM146 211H147V213H146ZM157 211H159L160 213L158 212L159 213L158 214ZM243 211H244L243 207H241V209L237 215L242 214ZM116 212H118V213H116ZM154 212H156V213H154ZM176 212H177V214L178 213L179 214L176 215ZM197 212H198V214H197ZM171 213H173V215L175 214V216H177V217L179 216V217L177 218V217L173 216ZM110 214H113V215L111 216ZM114 214L115 215L117 214V215L115 216ZM144 214L149 215V217L150 216L155 217L154 219H156L155 221L157 223L151 224V226L147 225L146 222H147V219L149 217L147 218V215H146V218H145L146 221H145L144 220V216H145ZM168 214H170L171 216ZM98 215H101L103 217V219L101 218V216H98ZM156 215H157V217H156ZM161 215H162V217H161ZM198 215H200V216H198ZM113 216H115V217L113 218ZM168 216L169 217L173 216V218H170V221H169ZM153 217H151V218L153 219ZM166 217H168V218H166ZM166 219L169 222H166ZM171 220H172V222H171ZM212 224H214V225L212 228H210V226ZM207 225H208V227H207ZM169 226L170 227L172 226L171 229ZM136 228L140 229V231ZM147 228L152 229L153 233H151V234L150 233L146 234V232L144 233L143 230H146ZM249 228H250L248 231L249 236H252L251 233L253 231L255 233L256 231L262 230L263 233L261 234L258 242H260L264 239V223L263 222L255 223V224L252 223L251 225H249ZM137 230H138V232H137ZM141 230L143 231V234L139 235V233L140 234L142 233ZM123 236L125 239L123 238ZM135 236H138L140 238L135 237ZM197 236H198V238H197ZM132 237H134L135 239ZM193 237H194V239H193ZM117 239H119V240H117ZM251 239L253 240L254 238H250V239L246 240L245 244H243L242 247L245 248V247L249 246L248 244L251 241ZM196 240L199 241L200 243L197 242ZM95 244L99 245V248L95 247L96 248L95 249L94 248ZM165 244H166V246H165ZM200 244H202L203 246ZM153 245L155 247H159L160 245L162 246L161 251L156 252L157 253L156 259L153 256V254H151V252L149 251L154 247ZM204 246H206V247H204ZM142 247H144V248H142ZM148 247H150L151 249L150 248L148 249ZM164 247L166 249H163ZM263 248L264 247L253 248V249H251V251L242 252L241 250L238 251L236 249H232L231 247L227 248L226 250H221L217 246L215 248H212L210 251L204 249V253H202L203 255L198 254V256L197 255L196 256L199 258V260H202L201 264H234V263H238V262H239L238 264H264V249ZM92 249H93V251H92ZM167 250H169V251H167ZM158 253H161V254H158ZM184 253L190 255L188 250H186V249H185ZM196 256H195V258H196ZM192 258L195 259L194 256H192ZM132 260L129 261L130 264H141V263H139L137 258H132ZM129 262H127L126 264H129Z\"/></svg>", "mask_w": 264, "mask_h": 264}]
</instances>
